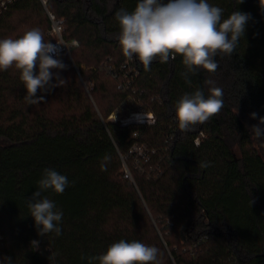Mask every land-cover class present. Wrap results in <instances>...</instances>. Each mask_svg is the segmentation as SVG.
I'll return each instance as SVG.
<instances>
[{
    "label": "trees",
    "instance_id": "obj_1",
    "mask_svg": "<svg viewBox=\"0 0 264 264\" xmlns=\"http://www.w3.org/2000/svg\"><path fill=\"white\" fill-rule=\"evenodd\" d=\"M45 1L19 0L0 17V39L38 27L49 41L48 13L63 21L70 57L59 59L73 76L38 91L44 100L29 105L19 72L0 71V258L88 264L82 255H100L124 239L157 247L159 264H264V137L251 128L264 117V0H208L224 18L240 11L250 19L235 51L216 55L215 73L189 74L191 85L179 55L157 58L148 71L123 56L115 13L134 10L138 0ZM206 80L223 90V108L181 131L175 104L196 89L207 96ZM138 112L153 113L156 124L122 126ZM136 141L155 151L144 172L129 154ZM45 168L70 182L62 194L42 193L63 212L59 236L38 235L27 207Z\"/></svg>",
    "mask_w": 264,
    "mask_h": 264
},
{
    "label": "clouds",
    "instance_id": "obj_2",
    "mask_svg": "<svg viewBox=\"0 0 264 264\" xmlns=\"http://www.w3.org/2000/svg\"><path fill=\"white\" fill-rule=\"evenodd\" d=\"M223 13L222 8L213 6L208 0H138L134 10L121 8L115 13L121 52L129 61L139 60L146 71L157 58L164 63L179 55L186 69L181 75L191 85L189 74L200 68L215 73L218 68L216 55H231L244 36L250 14L233 11L224 18ZM59 45L64 44L62 41L56 44L46 41L38 27L25 31L18 38L0 39V71L14 67L19 72V79L27 93L24 100L29 105H38L44 100L43 95L37 96L38 91L47 92L66 82L59 73L67 66L62 60L54 58L60 54ZM53 69L57 71L54 73ZM53 79L56 83H52ZM205 83L209 85L207 96L203 90L196 89L182 95L175 104V120L181 131H191L223 108V90L215 86L213 80H206ZM251 116L256 118L255 113ZM154 122L147 119V123ZM262 125L264 117L259 119L258 125L251 127L257 137H264ZM108 160L110 157L104 158V161ZM199 166L207 168L210 165L201 162ZM101 170H107L105 162L101 163ZM69 183L67 177L55 169L43 170L37 190L27 199L38 235L62 234L59 224L63 212L42 193L52 190L62 194ZM31 245L38 248L39 242L33 240ZM158 256L159 249L155 246L121 239L110 244L102 254L82 255L81 259H87L88 264H159ZM0 264L13 262L11 257H2Z\"/></svg>",
    "mask_w": 264,
    "mask_h": 264
},
{
    "label": "built area",
    "instance_id": "obj_3",
    "mask_svg": "<svg viewBox=\"0 0 264 264\" xmlns=\"http://www.w3.org/2000/svg\"><path fill=\"white\" fill-rule=\"evenodd\" d=\"M19 0H0V17L5 15L8 11H10L18 2ZM42 3L46 5V1L42 0ZM50 22H51V28L50 33L54 37V39L51 41V43L56 44L57 41H62L64 45H59L60 48V54L59 56H54V58L59 59L60 55L63 52L69 53V48L62 37L63 32V21L56 19L52 14L48 13ZM77 43H75L76 45ZM115 78V75H113ZM114 118L112 115L110 117ZM148 121L154 120V123H147ZM121 124L124 127L130 126V125H146V126H153L156 124V118L153 115V113H145V112H138V113H132L127 118L121 120ZM134 138L137 137V134L134 133ZM205 135L203 133H200V135L194 140L195 146H199L202 138H204ZM155 153L154 150L148 149L144 144L138 143L137 141L134 142L130 149L129 154L132 156L134 160L135 167L141 171L144 172V167L147 165H150L151 162V156ZM124 161V159H123ZM124 174L125 178L132 180V175L130 173V170L126 166L124 162ZM1 239V237H0Z\"/></svg>",
    "mask_w": 264,
    "mask_h": 264
},
{
    "label": "rangeland",
    "instance_id": "obj_4",
    "mask_svg": "<svg viewBox=\"0 0 264 264\" xmlns=\"http://www.w3.org/2000/svg\"><path fill=\"white\" fill-rule=\"evenodd\" d=\"M13 23H14V26L17 28V31H18V33L20 32V27H21V24H19L20 22H19V20L18 19H16V18H14L13 19ZM48 37H49V41L51 42L53 39H54V37L51 35V33H50V30H49V32H48ZM8 37H12L13 38V36L12 35H9ZM8 37H6V38H8ZM67 55L70 57V54L69 53H67ZM61 60V59H60ZM72 67L74 68V71H75V73L76 74H79V69L77 68V67H75V65H74V62H73V65H72ZM86 70H88V68H86ZM63 72V74H62V77H63V79H71L73 76H72V73H70L69 71H66V70H63L62 71ZM119 83V82H118ZM92 85H93V83H92V81H89V86L90 87H92ZM124 112H125V110H124ZM116 118H117V113H116ZM115 116H114V118H111V120H115Z\"/></svg>",
    "mask_w": 264,
    "mask_h": 264
}]
</instances>
